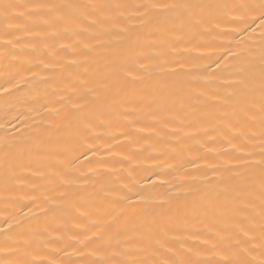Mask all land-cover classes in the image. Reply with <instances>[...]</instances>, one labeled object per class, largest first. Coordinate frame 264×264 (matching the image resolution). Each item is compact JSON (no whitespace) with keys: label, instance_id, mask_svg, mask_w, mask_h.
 I'll list each match as a JSON object with an SVG mask.
<instances>
[{"label":"bare ground","instance_id":"bare-ground-1","mask_svg":"<svg viewBox=\"0 0 264 264\" xmlns=\"http://www.w3.org/2000/svg\"><path fill=\"white\" fill-rule=\"evenodd\" d=\"M125 2L0 0V86L12 88L10 65L37 74L7 100L0 96V141L10 145L0 146V249L14 250L0 251V260L91 264L124 252L187 259L191 249L215 264L237 242H260L258 169L253 188L233 179L253 171L238 162L260 159L264 147L259 91L230 95L234 78L215 63H235L228 52L241 48L258 52L259 21L236 32L240 25L221 13L195 38H170L181 37L179 23L169 34H145L130 52L131 78L121 76L100 104L64 118L81 102L73 95L79 81L107 83L99 47L87 64L69 67L84 55L78 42L95 44L89 33L98 28L89 22L116 15L89 6ZM54 62L59 70H43ZM55 160L65 166L49 175ZM94 233L108 242L97 257L89 253L99 242L86 239Z\"/></svg>","mask_w":264,"mask_h":264},{"label":"snow or ice","instance_id":"snow-or-ice-1","mask_svg":"<svg viewBox=\"0 0 264 264\" xmlns=\"http://www.w3.org/2000/svg\"><path fill=\"white\" fill-rule=\"evenodd\" d=\"M10 7L12 6L5 5L6 10ZM63 7L71 9L75 5L67 4ZM89 7L114 9L116 15L114 17L98 16L89 22L90 27L98 28L97 33H89L95 44L78 42L81 44L84 55L81 60L73 61L69 67L87 64L90 58L88 53H91L94 47H99L103 50L105 57L104 67L106 71L104 79L107 83L92 88L86 87L85 81H79L80 87L73 89V95L81 102L70 106L69 111L65 114V119H70L74 114H79L92 106L100 104L109 85L118 83L121 76L131 78V72L127 70V65L132 60L130 52L132 48L138 45L145 34L155 31L169 34L175 31L174 26L179 23L182 27L181 37L170 38L180 39L183 36L195 38L197 29H202L205 24L212 25L216 16L222 13L229 18L230 23L240 25V27L234 29L236 32L247 31L251 24L259 21L257 27L261 29V35L264 37V0H139V2L137 0H126L125 3L97 4ZM215 26L219 27L218 24ZM125 45L129 46L128 52L124 51ZM228 57H231V60L235 63L215 62L217 71L226 72L234 78L228 84L233 90L230 95L252 93L258 89L261 99V124L264 125V39L260 42L258 52L251 48H241L236 53L228 52ZM140 58L142 57H137V63ZM59 68L60 65L55 62L43 66L44 71L59 70ZM141 69L143 70V66H141ZM86 72L87 69H85V74ZM36 75L35 73L30 77L21 75L20 70L16 69L14 65L8 66L6 76L10 78L12 88L0 86V96L7 100L12 89L35 82ZM261 136H264V129L261 131ZM262 144H264V141H262ZM0 146L8 148L10 145L8 141H0ZM51 163L53 170L49 172V175H56L55 169L65 166L64 161L55 160ZM238 163L246 166V170L251 169L253 171H249L246 177H241L240 173H234L233 179L240 182L247 181L246 186L250 188H253L256 184L254 170L258 169L260 242L258 245L247 248L240 247L237 242L236 247L215 260V264H264V147L261 148L260 159L244 160ZM66 183H71V181ZM135 195L139 197L140 201L147 200L140 193H135ZM176 195L178 196L179 193ZM249 195L253 197V201L257 198L253 191H250ZM128 203L131 205L134 202L128 201ZM249 207L254 209V202L250 203ZM0 231L4 230L0 229ZM86 239L89 243L93 239L99 242L96 250L89 253L92 257L100 255V249L108 243L103 239L102 233H94L93 237ZM81 243L87 247V243ZM213 248L215 249V246ZM257 248L259 249V255L253 256L252 253L257 251ZM0 251L11 255L14 250L0 249ZM189 253L191 255L187 259L177 257L175 259L153 258L151 260L140 255H133L130 252H124L125 258L120 259V253H113L108 259H94L91 264H213V260L200 259V253L198 252L193 253L190 249ZM172 255L176 256L177 254L172 252ZM218 255L219 253L213 252L214 258ZM0 264H19V262L0 260ZM25 264H48V262L46 260H33L25 262Z\"/></svg>","mask_w":264,"mask_h":264}]
</instances>
